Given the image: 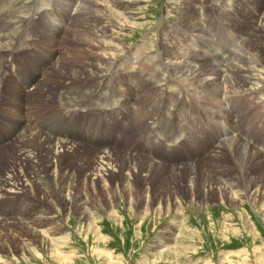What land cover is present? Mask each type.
Instances as JSON below:
<instances>
[{"label":"rangeland","instance_id":"374dc122","mask_svg":"<svg viewBox=\"0 0 264 264\" xmlns=\"http://www.w3.org/2000/svg\"><path fill=\"white\" fill-rule=\"evenodd\" d=\"M19 1L28 0H12L16 8L18 4L23 5ZM82 4L87 9L85 17L74 24H71L73 19L68 21V12L64 17L58 12L59 15L46 13L44 17L38 14L37 18H32L29 23L34 33L44 20L59 26L55 37L45 38L43 33L35 36L44 45L53 43L49 40L59 43V48L56 50L53 46L50 52V64L54 66L57 60L58 65L41 76L39 87L33 85L17 93L15 88L11 89L13 82H7L0 109L5 110L6 118L12 116L15 121L21 116V111L12 109L26 102L29 107L33 106L29 114L31 127L37 125L42 128L39 114L44 109L55 111L60 105L66 107L60 98L67 82L76 78L78 72L87 71L88 74L91 68L107 70L115 58L114 63L119 66H116L119 73L115 75L118 81L111 84L126 91L129 90L128 83L134 87L137 85L125 100L130 107H137L135 125L120 123L113 126L109 114L107 121H101L103 128L108 126L110 130L106 131L109 148L97 149L93 144L85 146L72 139L78 149L62 150L57 158L58 167L49 175L52 179L53 173L60 184L73 182L70 198H85L95 221L90 220L87 214L84 218L79 217L75 200L69 209L53 201L56 190H45L38 183L32 164H17L22 167H15V177L25 188L24 199L30 204L27 206V218L17 220L11 216L0 220V264H264V127L258 129L260 135H257L252 129L254 120L245 116L253 114L256 122L262 120L264 104L250 93H246L247 96L234 95V92H229L232 89L225 90L227 95L233 94L229 96L231 100L242 105L240 109H233L227 106L222 92L206 98V92L203 93L199 87L202 76L187 77L183 75V69L175 68L180 62L194 68L203 62L204 69L225 64L228 58H231L228 62L231 65L239 55L264 63V27L259 25L256 29L258 35L253 36L254 28L264 13V0H122L115 7L90 5L88 1ZM17 10L0 11V23L9 28L15 21L27 18V10L20 9L18 14ZM87 18L91 19L88 23ZM195 22H204L205 25L204 31L196 34L199 48L191 44L195 36L190 35L188 29ZM103 24L108 28L105 36L95 39L91 29L83 32L86 26L99 28ZM30 25L27 30L20 29L12 36L11 44L18 41L21 47L29 46L25 40L33 37ZM250 37L254 38L251 47L248 45ZM186 42L194 55L182 60L174 58L173 62L164 57L172 56L171 51L180 52L178 47ZM118 43L122 48L129 47L122 51L120 58L113 57V53L121 51ZM218 43L227 44L221 47ZM50 46H42L46 55ZM228 48L229 53L221 58L220 55ZM26 54H18L17 59L23 57L24 60ZM204 58L211 60L199 61ZM236 64H239L238 60ZM4 69L5 76L12 71L6 66ZM38 70L39 74L43 73L41 68ZM75 70L77 74H74ZM244 72L248 74L243 70L242 75ZM24 73H29L28 68ZM262 77L260 89L264 93ZM92 83L87 84L90 86ZM111 96L105 103L112 108L121 102L122 97L116 102L118 95ZM94 97L95 92H92L89 99ZM166 98L171 104L169 119L161 120L157 114L163 111ZM202 105L213 107L219 115L212 114ZM227 118L230 135L234 131L237 141L245 143L246 140L256 154L247 156L244 169L238 167L228 147L223 146L214 154L215 145L224 141L221 140L224 134L207 149L213 135L220 133L221 119L227 123ZM147 125V130L151 127L152 132L143 146L144 155L137 153L136 148H129L126 152L125 147L145 142L141 135ZM10 140L13 142L8 146L15 156L16 138L13 136ZM105 151H111L116 167L99 178L93 175L92 168L98 154ZM155 157L164 158L168 164ZM175 160L177 162H172ZM147 161H154L161 167L156 165L148 172L141 167ZM11 162L13 158L2 150L0 177L7 171H15L11 169ZM131 163L140 166L129 169ZM15 199L24 201L23 196L22 200L17 196ZM10 204L1 202L0 212L17 214L22 210L21 204Z\"/></svg>","mask_w":264,"mask_h":264},{"label":"bare ground","instance_id":"6f19581e","mask_svg":"<svg viewBox=\"0 0 264 264\" xmlns=\"http://www.w3.org/2000/svg\"><path fill=\"white\" fill-rule=\"evenodd\" d=\"M84 1H88V3L90 5L100 4L104 7H105L104 4L110 5L111 7H115V6L119 5L120 2H122V0H101V2L98 0H80V2H79V0H28V1H19L23 5L19 6V4H18L17 5L18 8H16V6H14L15 3H13L14 1L12 2V0H9V1L7 0V2H5L4 0H2V1L0 0V2H1L0 3V11H5L7 9L8 11L13 12L12 10L16 11L18 9L20 11V9L21 10L25 9V10H27L26 14H28L27 18L20 20V21H15V23L8 26L9 28H6V25L0 23V89L2 90L0 92V108H1V103H3V97H4L3 93L5 92L4 88H6L7 82H8V84L10 81L13 82L11 89L15 88V91H17V93L23 92V91H25V89H29L33 85L35 87H39V86H41V76L47 74V72L50 69H52L53 67L58 65V64H56L57 60L55 61L54 66H53V64H50V62H51L50 59H52L51 58L52 54L50 52L54 49V47L57 50L60 46V45H58L59 43H56V41H54V40H49V41H52L53 43H48V44L44 45V44H42L43 41L41 39L38 40L37 37H35V36H37V35L41 36L43 33V37H45V38L46 37H49V38L55 37V36H57L56 30L59 29V26H56L55 24L50 23L49 20H46V21L44 20L43 24L41 26H39L38 28L34 27L35 28L34 31L36 30L34 33L32 30L33 29L32 24L30 25V23H29V22H31V20H33L32 18H37L38 14H41L44 17L46 15V13H49L52 15H59L58 12H61L62 15H60V16L64 17L65 13L67 14V12H68L67 19H68V21L73 19V22L71 24H74V23H77L78 19L80 21V19H82V17H85L84 14L87 11V9L83 6V4L80 5V3L84 2ZM42 5L43 6L45 5V6L43 7ZM74 6H77V7L75 8ZM244 6L246 7V5H244ZM18 10H17V14H18ZM215 11H216V9H215ZM93 12H94V10H93ZM13 16H14V14H13ZM87 19H88V21H87V23H88L91 19H89V18H87ZM222 21H225V19ZM100 22H103V21L100 20ZM24 23L26 24L25 27L21 28L20 26ZM209 23H210V21L208 22V24ZM17 25H18V27H17ZM29 25H30V31L33 34L32 38L30 37V38H28V40H25V42L28 43L29 46H26V47L22 46L21 47V43H19L18 41H15L14 43L11 44L10 38H12V36H15L20 29L27 30ZM182 25H184V24H182ZM259 25L261 27H264V13H263V16L261 17V19L258 21V26H256L254 28V34H255V35H253L254 38L258 35V32L256 29H257V27H259ZM14 26H15V28H14ZM86 27L87 28L84 29L83 32L87 33L91 29L90 33L94 34L95 39H97V37L100 35L105 36V34L108 31V28L104 24H103V26H100L99 28L97 26H93L94 31L92 30L93 27L91 28V25L86 26ZM188 29H189L190 35L195 36L194 37L195 40H192L191 44L198 46L197 48H199V43L197 40L198 38H196V34H199L201 31H204V29H205L204 22L203 23H201V22L196 23L195 22V23L191 24ZM23 36H25L27 38L28 34L23 33ZM254 38L250 37V40H249L250 42L248 44L250 47H251V44H252V41ZM37 42L40 43L42 46H49V44L52 45L48 49L47 55L45 54V50L43 49V47L41 45H38ZM186 44H187V42L185 44L181 45L180 47H178V50L180 52L176 53V52L171 51L172 56L167 57V55H165L164 57L167 60L172 61V59H174V58H176L178 60H182V59L190 57L191 54L194 55L195 53L192 52L193 50L191 51L189 49L190 47L187 48ZM226 44L227 43H225V44L218 43V45L221 47H225ZM31 45H34V46H31ZM119 45H121V44H119ZM153 46H155V45H153ZM127 48H129V47L127 46V47L122 48V45H121V51L120 52L117 51V53L116 52L113 53L114 54L113 57L120 58L122 51L127 50ZM141 48H143V47H141ZM229 50H230V48H228L227 52H223V54H221L220 57L224 58L225 55L229 53ZM213 52H215V51H213ZM231 52H232V50H231ZM21 53H27L26 56L24 57V60H23V57H20L17 59L18 54H21ZM234 55H236V53ZM238 57L239 58H237L236 60L235 59L232 60L233 63L231 65H228V62L231 59V58H228V61L225 64H221V65L217 64L216 66L210 65L204 69L202 68V65H201L203 62L198 66V68L186 67L185 64L183 65L180 62V65L178 66V68L177 67H175V68L177 70L183 69L182 70L183 75H186L187 77L194 76V78H196V77L202 76V80L199 84V87L203 93L206 92V94H207V95H205L206 98H209V97L213 98V96H216L222 92L226 96L227 106H231V107H233V109H236V110L240 109L242 107V105L238 104L237 100H233V99L231 100V97H229V96H233V94L227 95V92H226V91H229V89L230 90L232 89L229 92H234V95L235 94L236 95L237 94L238 95H246V93H250L251 95H253L255 97L256 100L261 99L260 103L264 104V95H263L264 93H261L263 89H260V87H262L260 85L262 83V81L260 83V79H263L262 76H264V63L260 60L253 59V57L251 59H245V57L242 55H239ZM114 60H115V58H114ZM114 60H113L111 68H109L107 70L106 69L99 70L97 68H91V69H88V74H87V71H85L83 73V71L78 72L77 70H75L74 74H77V72H78L76 78H72L69 82H67V84L63 87V90L61 91L62 92V94H61L62 98H60V99L63 101V103L66 107L60 105L59 109H56L55 111L52 108L44 109L39 114L40 123L43 125L42 128L38 127L37 125L35 126V128H33L34 126L31 127L33 124H32V121H30V119H29V114H30V112H32L31 108H33V106L31 105L32 107H29L26 102L20 103L19 108L18 107H16V108L12 107L13 108L12 110L15 109L17 111L18 110L21 111V116L18 117L17 120H15V121H14V118H12V116H8L6 118L5 110L0 109V125H1L0 126V152L2 150H4L7 154V156L10 155V157L13 158V162H11L12 163L11 169H15V167L17 166L18 163L28 162V163L32 164L33 169L35 170L34 176L36 177L38 183L41 186H43L45 190H47V189L54 190V191L56 190L57 194L54 195L55 200L52 199L53 201L60 202L63 205L64 209H69L72 205V201L75 200V202L77 203L76 204L77 209L79 211V213H78L79 217L84 218V216L87 214L89 219L92 221H95V218L88 211V207L86 206V199L80 198V197H78V199H76L74 197L70 198V196H69L71 193L70 192L71 187L74 185V184H72L73 182L71 183V182L67 181L65 183L60 184L58 182V180L55 178V176L53 175V173H52V176H53L52 179L49 177V175H51V171L53 169L55 170V168L58 167L57 158L61 156L62 150L63 151L68 150L69 151L70 149L71 150L72 149L73 150L78 149V146L73 142V140L76 143H79V144L82 143L85 146H86V144H89L91 146L93 144L94 148H97V149H102L104 147L109 148V144H108L109 140H107L108 135H107L106 131L110 132V130L108 129V126H106V128L99 127L101 125V121H103V120L107 121L108 120L107 116L109 114H111V124L113 126H116L117 124H120V123H121V125H126L128 123H133L134 119L136 120V118H137V113H136L137 107L136 108H135V106H133L134 108L130 107L127 103H125V100H126V97L128 96V94L131 96V93H132L131 89L136 88L137 85L134 87V84L128 83L127 89H129V90L126 91L122 87L119 88L117 85L111 84L112 82L118 81V79L115 78V75H117L119 73L118 72L119 66L117 65V63H114ZM203 60L206 61V60H211V59H209V58L205 59L204 58V59H200L199 61H203ZM237 60L239 61V64H236ZM134 61H135V59H134ZM167 63L169 64V61H167ZM170 64H172V63L170 62ZM178 64H179V62H178ZM250 64H254V65H256V67H253ZM156 65H157V63H156ZM5 66L7 67V69H10V68L12 69V71L10 73L8 72L7 76H5V74H6V72L4 71ZM116 66H118V68ZM227 66H228V69L226 68ZM244 66H248V67H244ZM27 68L29 70L28 74L24 73V70ZM39 68L42 69L43 73L39 74V71H40V70H38ZM169 69H168V71H169ZM243 70H246L248 72V74H246L244 72L245 75H242ZM250 71H255V73L250 72ZM177 73H178V71H177ZM127 75L129 76L131 74H127ZM175 75H177V74H175ZM178 75H180V74H178ZM10 76L12 78L8 79V77H10ZM182 77H184V76H182ZM21 81H24V83L22 86H19ZM90 81H93V83L90 84V86H89L87 83H89ZM101 81H102V84H100ZM119 81H121V80L119 79ZM122 81H123V79H122ZM78 82H81V84L79 85ZM223 86H224V89H223ZM46 87H48V86H46ZM226 87L228 90L226 89ZM210 91H212V92H210ZM92 92H95V97L93 99L92 98L89 99ZM229 92H228V94H229ZM48 93L51 94V92H48ZM52 93H53V91H52ZM110 95H112V96L118 95V98L115 99L116 102L118 101V99L120 97H122L121 102L119 104H114L115 107H112V108L107 106V104L105 103V100ZM261 95H262V97H261ZM104 97H105V99H104ZM164 101H165V103H164ZM164 101H163L164 105L162 107L163 111H159L157 116L159 115L161 120H168L169 119V113H170V107L169 106H171V104H169L168 101H170V100L168 98H166ZM35 102L37 103V101H35ZM76 102H77V105H75ZM148 102H150V101H148ZM235 103H236V105H235ZM182 106L183 105H180V107H182ZM202 106L204 108H207L208 110H211L212 114L219 115L218 111L215 110L213 107H211V106L209 107V106H205V105H202ZM247 113H248V110H247ZM37 114H38V112H37ZM263 114H264V112L261 114V117L263 119L258 121V122H256L253 114L245 115V116H247L248 119L251 118L254 120V124L252 125V129H254V132L257 133V135L258 134L260 135V131L258 129L261 127L262 128L264 127L263 126L264 125ZM245 116L243 118H245ZM247 122H249V121H247ZM221 123H222V127L220 129V133L216 132V135H213V139L210 142V144L208 145L207 149L211 148L213 142L220 135L224 134L225 136L223 138H221V140H224V141H220L218 144L215 145L216 149L214 151V154H217L219 148H221L223 146L228 147L230 150V153L232 154L235 161L237 162L238 167L240 169H244L243 166H246L245 159L247 158L248 155L254 154L253 148L248 144V142L246 140H245V143L244 142H238L237 138H235L233 136L234 131L232 132V135H230L231 128H230V122H229L228 118H227V123L223 119H221ZM133 125H135V124L133 123ZM149 126H150V123H149ZM147 127H148V125L144 128L145 132H143V134L141 135L143 137V139L145 140V142L138 144V145H136L134 143L131 145V147H125L124 150L126 152L129 148H131V149L136 148L137 153L144 155L145 150H143V146H145V144L147 143L149 135L152 132L151 127L148 130H147ZM162 127H164V126H162ZM250 127H251V125H250ZM45 128H47V129H45ZM135 128L137 129V127H135ZM44 130H46V132ZM140 131H142V130H140ZM51 135H55V136H59V137L55 138ZM13 136H14V138H16V142H15L16 155L15 156H13V154H12L13 152L8 146V145H10V143L13 142L10 140V139H12ZM238 143H239V145H237ZM29 144L32 145L33 147L34 146H36V147H34V148L30 147ZM217 147H218V149H217ZM33 149H34V151H33ZM147 155H151V154L147 153ZM254 155H256V154H254ZM155 158H157V160H159L160 162L161 161L165 162V163L167 162V164H168V161L163 160L164 158H162V159H160L158 157H155ZM14 160L16 161V164L14 163ZM177 160L178 161H185L182 159L181 160L177 159ZM177 160L172 161V162H177ZM145 161H146V159H145ZM37 162L38 163L42 162V163H40L38 165V164H36ZM13 163H14V165H13ZM94 164L95 165L92 168L93 169V175H95V176L97 175V177H99V178L100 177L102 178V176L107 174L104 172H106V171L109 172L110 170L115 169L114 167H116V164L114 165V159L112 157L111 151H105V152L99 153L97 160ZM156 165L160 166V164H158L154 161H147L146 164L141 165V167L144 168V170L150 172L151 170H153L154 167H157ZM137 166H140V165H138L136 163H131V164H129V169L130 168H137ZM21 167L22 166L19 165L16 167V169H21ZM16 169H15V171L14 170L9 171V172L13 171L12 174H8L9 172L7 171L6 174L1 175V177H0V199H2V200H0V203L1 202H10L11 203L10 205H12V206L16 205V204H18V205L21 204L22 210L20 212H18L17 214H11V211L9 213L1 211L0 212V220H2V221H4L5 218L11 217V216L17 220H23V219H25V217L27 218V214H28L27 206L30 203H29V201L24 199L25 195L23 193L25 192V188L18 181V179L15 177ZM21 195L23 196L24 201H19V200L15 199L17 196L22 200ZM50 195H51V192H50ZM49 197L51 198V196H49Z\"/></svg>","mask_w":264,"mask_h":264}]
</instances>
